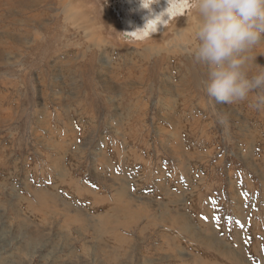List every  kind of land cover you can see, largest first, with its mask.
<instances>
[{
	"label": "rangeland",
	"instance_id": "374dc122",
	"mask_svg": "<svg viewBox=\"0 0 264 264\" xmlns=\"http://www.w3.org/2000/svg\"><path fill=\"white\" fill-rule=\"evenodd\" d=\"M48 2L0 0V264H264V88L207 95L194 0L152 38L138 0Z\"/></svg>",
	"mask_w": 264,
	"mask_h": 264
},
{
	"label": "clouds",
	"instance_id": "9594fccd",
	"mask_svg": "<svg viewBox=\"0 0 264 264\" xmlns=\"http://www.w3.org/2000/svg\"><path fill=\"white\" fill-rule=\"evenodd\" d=\"M160 0H138V8L145 12L142 27L134 32L148 31L149 36L170 22L174 0L156 12L153 5ZM191 7L200 23L195 31L199 42L193 56L197 63L208 66L204 81L207 95L217 103L232 104L245 101L249 94L264 88V72L249 76L246 53L264 43V0H194ZM264 105V96L255 106Z\"/></svg>",
	"mask_w": 264,
	"mask_h": 264
},
{
	"label": "bare ground",
	"instance_id": "6f19581e",
	"mask_svg": "<svg viewBox=\"0 0 264 264\" xmlns=\"http://www.w3.org/2000/svg\"><path fill=\"white\" fill-rule=\"evenodd\" d=\"M8 1H11V2H13L14 3V8H15V12H16V14H18V16H20L21 14V7H23V6H26V7H29L30 5L32 6L34 3H32L34 0H8ZM48 3H51V2H55L56 0H46ZM62 3V2H61ZM177 3H178V1H177ZM176 2H173V4H172V7L169 9V11H170V13H171V18H170V22L166 25V27H160L159 28V30L156 32V33H153L152 34V36H149V33H148V31L146 30V31H144V32H134V33H132V34H135V36L137 37V38H139V37H142L143 35H148L147 37L148 38H152L154 35H156V34H160L161 32H164L165 31V28H167V26H169V24L171 23V22H173L176 18H179V17H181V16H178V14H184V12L186 13L187 12V8L189 7V6H187V5H185V4H177ZM1 4V3H0ZM3 4V3H2ZM1 4V5H2ZM130 4V3H129ZM5 5H3V7H4ZM134 6H135V9L137 10V16L138 15H140V17L141 18H139V19H134L135 17H134V15L130 18V19H126V21H125V28L127 29V32L128 31H132L133 30V28L134 27H142L143 26V24H144V20H143V16L145 15V12L144 11H141V10H139V8H138V4H134ZM167 7V0H160V2H159V4H155V5H153V8H154V10L156 11V12H159V11H161V10H163L164 8H166ZM8 8V7H7ZM125 8V7H124ZM2 9V8H1ZM12 9V8H11ZM190 9V8H189ZM3 10V9H2ZM191 11V10H190ZM189 11V12H190ZM13 14V13H12ZM23 14V13H22ZM34 18H36V17H34ZM20 21V18L19 19H17V22H19ZM198 24H199V22H197ZM75 29V28H74ZM13 31V30H12ZM17 31H19V30H17ZM46 31H47V33L48 34H51L52 33V29L50 28V27H48L47 29H46ZM16 32V31H15ZM59 34V33H58ZM12 36V35H11ZM57 35H54V37H56ZM15 37V36H14ZM45 40V39H44ZM59 40V39H58ZM16 41V40H15ZM51 43H53V40L51 39V41H50ZM50 42L47 40V43H46V49H44V51H42V45H35V47H34V51H36L38 54H40L41 55V53H40V51H42L43 53V55H44V53L46 54V50L49 48V44H50ZM51 45V44H50ZM2 47V46H1ZM3 48V47H2ZM79 48V47H78ZM90 56V55H89ZM41 58H42V60H41V62L42 63H44V64H46V60H44L45 58H43V56L41 55ZM90 60V59H89ZM161 60V59H160ZM2 70H3V68H2ZM193 70V69H192ZM42 71V70H41ZM191 77V76H190ZM192 84L193 85H195L196 84V80H195V77H194V73H192ZM80 96V95H79ZM15 99V98H14ZM68 105V104H67ZM147 173V172H146ZM95 203V202H94ZM97 205V204H96ZM105 211V210H104ZM127 211V210H126ZM109 214V213H108Z\"/></svg>",
	"mask_w": 264,
	"mask_h": 264
}]
</instances>
